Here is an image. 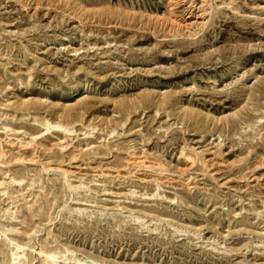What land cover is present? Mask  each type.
I'll list each match as a JSON object with an SVG mask.
<instances>
[{"label": "rangeland", "instance_id": "obj_1", "mask_svg": "<svg viewBox=\"0 0 264 264\" xmlns=\"http://www.w3.org/2000/svg\"><path fill=\"white\" fill-rule=\"evenodd\" d=\"M0 161V264H264V0H0Z\"/></svg>", "mask_w": 264, "mask_h": 264}, {"label": "bare ground", "instance_id": "obj_2", "mask_svg": "<svg viewBox=\"0 0 264 264\" xmlns=\"http://www.w3.org/2000/svg\"><path fill=\"white\" fill-rule=\"evenodd\" d=\"M4 153V151H2V154ZM0 162H3V163H5V161H0ZM2 164V163H1Z\"/></svg>", "mask_w": 264, "mask_h": 264}]
</instances>
